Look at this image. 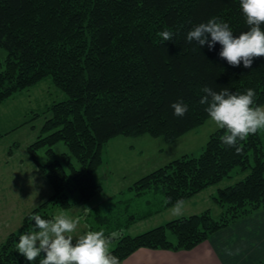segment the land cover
Returning <instances> with one entry per match:
<instances>
[{"label":"trees","instance_id":"16d2710c","mask_svg":"<svg viewBox=\"0 0 264 264\" xmlns=\"http://www.w3.org/2000/svg\"><path fill=\"white\" fill-rule=\"evenodd\" d=\"M210 17L227 22L237 35L247 29L240 0H0V46L7 50L0 104L49 77L67 95L35 113L49 115L28 146V157L52 193L0 245V264H40L42 256L29 262L16 251L19 235L35 230L34 215L50 218L53 209L69 210L103 191L95 174L109 139L150 134L175 142L209 119L199 103L204 86L253 88L256 104L264 105V57L255 58L251 68L232 67L219 57V43L209 50L187 42V31ZM165 29L174 33L171 41L158 35ZM178 99L188 105L183 117L170 107ZM223 135L215 130L200 155L183 154L129 186L136 196L161 194L163 209L217 186L212 199L221 210L218 217L209 208L125 234L113 253L120 263L142 247L191 250L264 208V129L240 142L239 154L222 143ZM60 142L67 151L57 158L54 146ZM41 149L46 162L38 157ZM235 169L239 174L233 178ZM152 214L132 215L129 224ZM109 219L96 215L87 222L99 230Z\"/></svg>","mask_w":264,"mask_h":264},{"label":"rangeland","instance_id":"374dc122","mask_svg":"<svg viewBox=\"0 0 264 264\" xmlns=\"http://www.w3.org/2000/svg\"><path fill=\"white\" fill-rule=\"evenodd\" d=\"M6 57L7 50L0 46V70L5 66ZM66 98V93L56 87L49 77L29 89L18 92L0 104L1 244L11 232L19 231L25 214L52 193V188L44 179L41 171L30 159L28 160V146L37 139L49 115L42 114V116L35 117V113L41 114L54 102ZM25 121L30 123H25ZM217 129L215 123L209 118L205 123L191 129L172 143L166 142L161 136L150 134L139 136L121 134L109 139L104 149V163L97 168L95 174L103 191L89 202L77 201L78 195L73 194L72 200L77 201V204L69 210L55 208L53 214L63 211L73 217H81L76 235L83 234L90 229L87 221L92 222L96 215H108L110 218L101 227L106 233L122 228L125 234L131 235L175 219L176 217L171 214V207L163 209L164 198L161 194L148 191L136 196L135 191L129 186L141 176L183 154L200 155L210 134ZM11 149L13 153L9 154ZM54 150L56 157L60 158L62 153L67 151V147L60 142L54 146ZM38 157L42 162L48 160L45 149L40 150ZM238 174L235 169L232 177L236 178ZM227 180L229 178L224 181ZM212 201V199L205 198L199 207L210 204L213 214L218 217L221 210ZM192 209L198 208L192 206V201L185 203L183 216L197 211ZM157 210L161 211L154 213ZM146 212L153 214L129 224L132 215ZM88 213L91 214L89 218H87Z\"/></svg>","mask_w":264,"mask_h":264},{"label":"clouds","instance_id":"9594fccd","mask_svg":"<svg viewBox=\"0 0 264 264\" xmlns=\"http://www.w3.org/2000/svg\"><path fill=\"white\" fill-rule=\"evenodd\" d=\"M240 8L247 25L245 31L237 35L227 22L210 17L187 31V42L195 41L209 50L219 43V57L230 66L242 64L244 68H251L255 58L264 57V0H240ZM158 35L163 41H171L174 33L165 29ZM202 92L205 95L200 97L199 103L206 105L204 110L216 127L224 130L220 138L222 143L235 148L237 154L241 153L240 142L264 129V106L256 104V91L253 88L231 91L227 87L217 91L204 86ZM170 107L177 117H183L188 111V105L182 99L171 103ZM184 207L183 199L175 201L171 214L180 218L184 215ZM32 219L35 230L21 233L16 244V251L27 261L33 262L42 256L40 264H120L119 257L113 253L124 238V229L107 233L104 229H88L76 235L81 217L63 211L47 219L41 215H34ZM224 251L226 255L236 254L231 249Z\"/></svg>","mask_w":264,"mask_h":264},{"label":"crops","instance_id":"0c3cea01","mask_svg":"<svg viewBox=\"0 0 264 264\" xmlns=\"http://www.w3.org/2000/svg\"><path fill=\"white\" fill-rule=\"evenodd\" d=\"M217 189V186L209 187L186 201L185 203L192 201V206L198 208L192 209L197 211L190 213H200L212 208L210 204L199 206L205 198L212 199ZM226 248L236 254L226 255L224 251ZM121 264H264V208L214 232L191 250L174 251L142 247Z\"/></svg>","mask_w":264,"mask_h":264}]
</instances>
